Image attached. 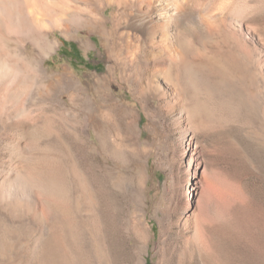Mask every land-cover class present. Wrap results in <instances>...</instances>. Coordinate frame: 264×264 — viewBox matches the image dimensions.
Segmentation results:
<instances>
[{
    "label": "rangeland",
    "instance_id": "374dc122",
    "mask_svg": "<svg viewBox=\"0 0 264 264\" xmlns=\"http://www.w3.org/2000/svg\"><path fill=\"white\" fill-rule=\"evenodd\" d=\"M215 1V12H221L229 0ZM83 6L100 16L99 0ZM121 13L118 5L109 6L97 23L107 27L113 54L97 35L87 46L85 29L77 36L51 33L59 45L45 66L58 75L70 71L87 89L79 107L69 96L74 90L55 89L54 98L79 119L66 120L51 106L43 119L19 122L4 138L15 145L2 144V180L17 165L46 185L45 222L29 210L26 238L42 244L61 235L50 223L54 210L60 220L76 219L74 235L85 264H264L262 78L250 90L244 72L224 69L222 91L209 90L204 122L193 125L161 96L133 93L140 91L133 73L138 67L128 56L135 52L144 66L151 47L135 14ZM250 24L264 37V6ZM105 75L109 80L96 83V76ZM19 148L22 157L15 153ZM40 251L36 244L22 250L15 264H41Z\"/></svg>",
    "mask_w": 264,
    "mask_h": 264
},
{
    "label": "bare ground",
    "instance_id": "6f19581e",
    "mask_svg": "<svg viewBox=\"0 0 264 264\" xmlns=\"http://www.w3.org/2000/svg\"><path fill=\"white\" fill-rule=\"evenodd\" d=\"M85 1L0 0V152L4 138L14 126L22 121L43 119L51 106L61 109L66 120L79 119L75 110L62 106L54 98L55 89L71 93L74 90L75 94L69 96L73 95L71 100L75 99L79 107V100H84L87 89L70 71L58 75L45 66V57L59 45L51 33L59 30L77 36L85 29L90 37L87 46H91V38L97 35L107 52L113 54L115 46L107 27L97 25L106 17L109 6L118 5L122 16L135 14L138 25L148 34L151 54L145 65L138 64L135 52L128 56L133 66L135 63L138 67L133 73L140 91L134 89L133 93L161 96L168 109H177L179 116L191 124L204 122L208 92L210 89L222 91V77L227 76L224 71L227 67L244 72L250 90L257 76L264 84V37H258L257 27L250 24L254 11L259 5L264 6V0L254 4L251 0H229L222 3L221 12H215V0H106L104 5V0H99L100 16L88 14L89 10L83 6ZM190 21L192 24H188ZM96 77L98 84L109 80L106 75ZM113 90L114 85L110 84L109 91L113 93ZM89 101L92 103L93 99ZM136 114L139 122V110ZM4 145L12 149L15 144L6 141ZM15 153L23 156L20 148ZM16 166L5 171V181L1 178L3 169L0 170V264H15L21 251H30L35 244L41 250V264H85L84 250L77 247L74 235L76 219L74 222L66 216L60 220L52 208L50 223L57 234L60 229L61 235L54 236L55 232L54 237L49 236L42 244L40 238H26L30 234L26 220L29 210L33 209L45 222L46 206L42 199L47 192L45 183L34 172L25 173Z\"/></svg>",
    "mask_w": 264,
    "mask_h": 264
}]
</instances>
